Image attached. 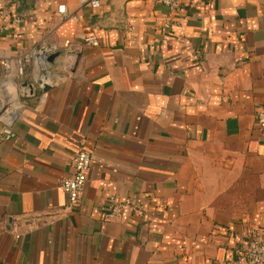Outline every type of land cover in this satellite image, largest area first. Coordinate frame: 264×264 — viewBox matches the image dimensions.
Wrapping results in <instances>:
<instances>
[{
	"label": "crops",
	"instance_id": "0c3cea01",
	"mask_svg": "<svg viewBox=\"0 0 264 264\" xmlns=\"http://www.w3.org/2000/svg\"><path fill=\"white\" fill-rule=\"evenodd\" d=\"M99 1L0 0V77L55 47L0 142V264H231L264 228V0ZM83 145L69 208L60 183ZM111 194L147 212L106 220Z\"/></svg>",
	"mask_w": 264,
	"mask_h": 264
},
{
	"label": "built area",
	"instance_id": "2783aa9c",
	"mask_svg": "<svg viewBox=\"0 0 264 264\" xmlns=\"http://www.w3.org/2000/svg\"><path fill=\"white\" fill-rule=\"evenodd\" d=\"M155 4L162 5L172 13L183 11L182 0H150ZM82 5L99 8V0H81ZM58 15L62 21L68 19L77 20V16L70 13L65 5L58 7ZM84 43L99 46L96 37L84 38ZM55 47L43 44L31 48L26 53L1 62L4 75L0 77V142H10L16 137L15 123L21 118L25 102L22 92L29 94L31 89L23 87L28 83L34 89L36 78L35 69L44 67ZM31 73V74H30ZM43 77L40 80H45ZM34 81V82H33ZM256 124L261 132H264V108L257 110ZM93 157L90 150L81 146L71 163L72 174L61 181V189L69 197V208H78L82 202L83 191L88 172L92 165ZM107 210L104 218L113 220L122 217L126 212L144 214L147 212L142 204H138L133 198L119 199L116 195L106 198ZM231 264H264V228L252 229L247 240L236 250V258Z\"/></svg>",
	"mask_w": 264,
	"mask_h": 264
},
{
	"label": "water",
	"instance_id": "95a60500",
	"mask_svg": "<svg viewBox=\"0 0 264 264\" xmlns=\"http://www.w3.org/2000/svg\"><path fill=\"white\" fill-rule=\"evenodd\" d=\"M46 82H48L47 79H46V80H41V81L39 82V84L41 85V87H44V88L47 90V89L49 88V83L47 84ZM23 87H24V88H25V87H29V88L31 89V92H30L29 94H27V93H25V92H22L21 95H22L23 97H30V96H33V95H34V89L32 88L31 85H29L28 83H25V84L23 85Z\"/></svg>",
	"mask_w": 264,
	"mask_h": 264
}]
</instances>
